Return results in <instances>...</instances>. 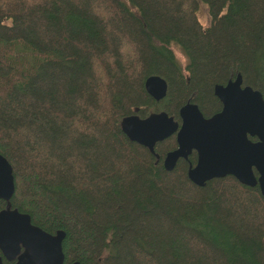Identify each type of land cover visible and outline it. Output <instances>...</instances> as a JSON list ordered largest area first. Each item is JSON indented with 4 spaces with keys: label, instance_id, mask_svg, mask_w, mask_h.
I'll list each match as a JSON object with an SVG mask.
<instances>
[{
    "label": "trees",
    "instance_id": "16d2710c",
    "mask_svg": "<svg viewBox=\"0 0 264 264\" xmlns=\"http://www.w3.org/2000/svg\"><path fill=\"white\" fill-rule=\"evenodd\" d=\"M237 75L264 99V0H0V155L15 184L0 211L63 231L64 264H264L258 187H197L195 152L163 167L175 136L156 158L120 128L134 114L179 122L186 103L208 118ZM150 76L167 83L159 102Z\"/></svg>",
    "mask_w": 264,
    "mask_h": 264
},
{
    "label": "water",
    "instance_id": "95a60500",
    "mask_svg": "<svg viewBox=\"0 0 264 264\" xmlns=\"http://www.w3.org/2000/svg\"><path fill=\"white\" fill-rule=\"evenodd\" d=\"M144 89L155 102L167 94V83L150 76ZM213 95L221 110L205 118L197 105L186 103L179 109V123L165 112L146 118H123V135L156 158L155 146L175 136L176 149L163 159L166 171L174 170L179 160L196 153V164L187 171L188 180L197 187L214 179L233 177L243 186L258 187L264 198V99L262 94L243 86L240 75L225 85H216ZM15 192L13 170L0 155V200L9 203ZM63 231L49 234L31 223L27 214L17 210L0 211V264H64ZM72 264H82L74 262Z\"/></svg>",
    "mask_w": 264,
    "mask_h": 264
},
{
    "label": "rangeland",
    "instance_id": "374dc122",
    "mask_svg": "<svg viewBox=\"0 0 264 264\" xmlns=\"http://www.w3.org/2000/svg\"><path fill=\"white\" fill-rule=\"evenodd\" d=\"M198 19H199V22L203 28L207 27L210 23V19L208 16V10H207L206 6H204L203 4L200 6V10L198 13ZM174 51H175V55H176L178 61L180 62V64L182 66H184L185 62H186L185 58L182 56V54L180 52H178V50H174Z\"/></svg>",
    "mask_w": 264,
    "mask_h": 264
},
{
    "label": "flooded vegetation",
    "instance_id": "af4514ba",
    "mask_svg": "<svg viewBox=\"0 0 264 264\" xmlns=\"http://www.w3.org/2000/svg\"><path fill=\"white\" fill-rule=\"evenodd\" d=\"M215 98H216V97H215ZM217 100H218V99H217ZM179 122H180V121H179ZM179 122H178V123H179ZM162 164H163V161H162Z\"/></svg>",
    "mask_w": 264,
    "mask_h": 264
}]
</instances>
